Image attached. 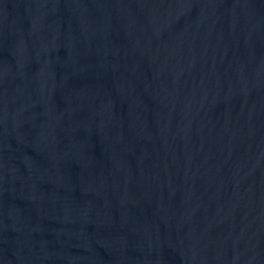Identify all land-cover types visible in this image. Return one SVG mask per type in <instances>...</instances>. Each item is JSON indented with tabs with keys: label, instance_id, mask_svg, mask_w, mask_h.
Listing matches in <instances>:
<instances>
[{
	"label": "water",
	"instance_id": "95a60500",
	"mask_svg": "<svg viewBox=\"0 0 264 264\" xmlns=\"http://www.w3.org/2000/svg\"><path fill=\"white\" fill-rule=\"evenodd\" d=\"M0 172L30 264H264V0H0Z\"/></svg>",
	"mask_w": 264,
	"mask_h": 264
}]
</instances>
